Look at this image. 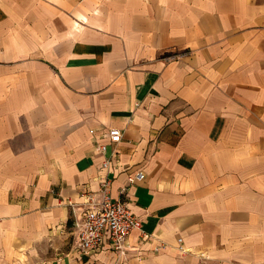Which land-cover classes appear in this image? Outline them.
Segmentation results:
<instances>
[{
	"label": "crops",
	"instance_id": "crops-1",
	"mask_svg": "<svg viewBox=\"0 0 264 264\" xmlns=\"http://www.w3.org/2000/svg\"><path fill=\"white\" fill-rule=\"evenodd\" d=\"M103 142L147 237L81 255ZM0 264H264V0H0Z\"/></svg>",
	"mask_w": 264,
	"mask_h": 264
},
{
	"label": "built area",
	"instance_id": "built-area-1",
	"mask_svg": "<svg viewBox=\"0 0 264 264\" xmlns=\"http://www.w3.org/2000/svg\"><path fill=\"white\" fill-rule=\"evenodd\" d=\"M181 57V53H175L164 56L166 61H175ZM96 129H89V133L94 136ZM99 137L107 138L109 144H117L121 141L122 134L118 128H109ZM107 143H95V150L103 157L101 162V172L104 175L100 179L101 187L98 191V197L94 194L85 193L84 202L86 205L82 209L78 218L74 217L72 221L73 232L76 239L75 250L81 255L94 254L103 244L105 238L111 249L119 255L125 252L126 239L134 230H140L143 237H147L142 231L141 219L129 208V203L124 199L113 200L109 195L111 180L106 173L110 169V158L106 155ZM144 177L142 171H138L127 177V182L133 185L141 181ZM67 204L72 208L73 203L67 200ZM177 242L180 244L178 249L182 252L186 249L181 245V239ZM159 248H164L160 245Z\"/></svg>",
	"mask_w": 264,
	"mask_h": 264
}]
</instances>
